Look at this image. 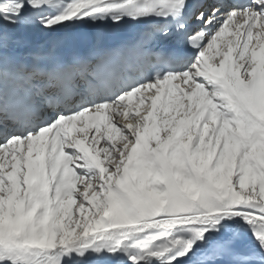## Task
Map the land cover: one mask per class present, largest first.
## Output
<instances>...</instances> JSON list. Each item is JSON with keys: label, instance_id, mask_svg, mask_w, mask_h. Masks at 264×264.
I'll list each match as a JSON object with an SVG mask.
<instances>
[{"label": "snow or ice", "instance_id": "obj_1", "mask_svg": "<svg viewBox=\"0 0 264 264\" xmlns=\"http://www.w3.org/2000/svg\"><path fill=\"white\" fill-rule=\"evenodd\" d=\"M0 264H264V0H0Z\"/></svg>", "mask_w": 264, "mask_h": 264}]
</instances>
